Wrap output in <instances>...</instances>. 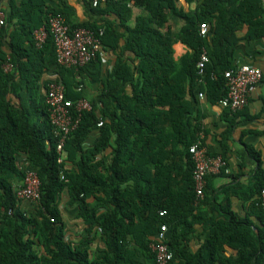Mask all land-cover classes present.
<instances>
[{"label":"trees","instance_id":"obj_1","mask_svg":"<svg viewBox=\"0 0 264 264\" xmlns=\"http://www.w3.org/2000/svg\"><path fill=\"white\" fill-rule=\"evenodd\" d=\"M131 1L151 15L149 20L138 19L135 29L129 32L126 48L135 54L139 65L133 70L119 64L113 77V81H128L132 85V98L124 99L123 103L122 98L114 96L113 100L121 107L120 114L108 110L100 113L90 101L92 110L82 113L79 128L65 144V165L57 162V137L47 105L42 109L43 120L35 122L39 108H30V111L20 95L29 93L33 103L45 70L57 64L52 37L37 49L33 33L40 24H45L49 14L59 13L68 19L65 6L47 13L43 11L42 0L38 7L36 0H27L18 12L17 28L11 33L6 26L0 29V264H142V260H153L156 264L150 245L163 225L169 228L167 244L174 256L172 264H264V229L254 237L249 225L244 226L233 218L215 223L197 253L188 250L196 224L206 220L203 211L206 202L196 203L193 163L185 191L179 194L183 197L173 192L169 179H157L156 174L152 178L145 176L152 166L169 169L165 161L178 153L191 160L189 150L200 132L184 112L172 107L168 113L155 111L165 105V98L172 93L173 44L180 41L192 50V54L181 60L185 83L184 80L179 83L180 93L187 91L189 83L195 102L204 93L209 102L218 104L228 94L224 74L234 68L231 52L238 43V32L247 27L246 37L264 41V0H186L197 1L196 14L179 13L185 25L176 36L169 31L162 33L160 29L168 23L169 13L177 10L178 0H106V10L119 9L117 15L124 20ZM36 11L38 20L34 19ZM67 24L71 29L86 28L96 33L101 29L91 23ZM201 24L209 28L206 38L200 36ZM109 35L106 28L103 46ZM8 39L10 53L7 55L2 48ZM27 44L33 46L31 55L25 51ZM203 49L207 50L210 62L205 69V84H200L196 65ZM96 60L79 71L57 65L68 100L85 99L82 93L74 91L83 85L85 77L91 78L90 71ZM7 64L12 65V72L3 70ZM112 89L114 86L110 85L103 97L112 98ZM10 95L17 97L22 105L12 104ZM100 102L108 109L109 101ZM240 113L227 112L232 118L230 130ZM107 117L109 121L105 122ZM101 120L104 125L99 128ZM96 132L99 135L96 141L87 145ZM225 140L222 157L226 160ZM108 150L109 161H99V156ZM21 155L41 182V199L33 204L34 211L30 213L25 212L23 202L16 197L17 182L21 183L25 177L17 161ZM249 155L260 161L259 153L250 149ZM66 166L69 168L64 170ZM254 180L245 201L259 212L264 223L259 200L264 188V171L260 165ZM65 193L68 206L77 209V216L85 225L81 236L75 239L80 240L78 243L66 241L61 212ZM160 211H166L167 215L160 217ZM100 244L103 247L94 252V245ZM225 247L237 250L235 261L223 256Z\"/></svg>","mask_w":264,"mask_h":264},{"label":"crops","instance_id":"obj_2","mask_svg":"<svg viewBox=\"0 0 264 264\" xmlns=\"http://www.w3.org/2000/svg\"><path fill=\"white\" fill-rule=\"evenodd\" d=\"M40 1L36 0L37 7L40 5ZM42 1L44 2L43 11L47 13L56 12L65 6L68 19L64 17L66 22L68 21L72 26L91 23L98 28H108L110 35L107 37L103 49L97 57L96 64L90 71L91 78H84L82 92L78 93L76 90L74 92L76 94L82 93L84 98L91 101L100 113L108 110L110 113L120 114L121 107L113 98L114 96L120 99L122 98L123 103H125L124 99L132 98L133 87L128 81H118L116 79L113 81L115 70L119 64L133 70L139 65L135 54L126 48L130 35L129 32L135 29L138 19L149 20L151 18L150 13L144 7L135 5L134 1H131L127 5L129 12L124 15V20L121 19V16L117 15L119 9L111 8L107 11L105 3L96 11L92 7L93 0ZM26 3L27 0H7L5 3L7 13L5 26L10 33L17 28V24L19 23L18 12L22 10ZM197 5V1L188 3L186 0H178L176 3L177 10L169 13L168 23L160 31L162 33L169 31L174 36L178 35L185 25V20L179 13L194 16ZM37 13L36 11L34 14L35 20H38L39 14ZM40 27H42V24H40ZM153 27L155 28V26ZM247 30V27H244L237 34L238 43L232 48L231 52L233 67L250 66L258 68L263 72L264 76V41L260 38L251 39L246 37ZM8 42L9 39L3 44L2 48L7 55L10 53V44ZM32 48V44L25 45V51L29 54L32 52ZM172 50L175 63V67L170 76L173 82L171 87L172 93H170V97L165 98V105L158 106L155 111L168 113L172 107V109L175 108L179 112H184L185 117L190 120L191 124L198 126L200 132L204 133V144L212 157L223 156V140L225 138L227 139L225 140V144L228 147L225 158L228 164L229 174H212L209 176L206 193L204 199L201 201L206 202L203 206V211L206 213V220L196 224L195 233L190 236L188 250L192 254L197 253L208 239L210 230L215 223L227 222L232 218L235 222L242 223L244 226L249 225L253 230L254 237L259 236V230L264 229V223L260 218L259 212L253 210L250 202H246L245 198L254 186V174L259 168V165L264 171V78L258 85L257 90L249 100L246 108L237 117L235 127L230 130V120L232 118L218 104H212L207 100L206 96L203 99L198 96L195 102L189 90V83L186 85L187 91L180 93V90H178L179 83L183 82V80V84L185 83V76L181 74V60L187 55L192 54V50L180 41L173 44ZM24 61L26 62V59ZM58 69L57 64H55L51 65L49 70H45L38 83L39 90L33 103L30 101L31 95L29 93L20 94L22 100H24L23 105L25 107L28 109L39 108L34 117L35 122H41L43 120L42 109L46 105L45 91L48 83L53 80L61 81ZM17 80L19 81L20 79L17 78ZM110 85L114 86V89H112V98H105L103 96H105ZM142 87L143 80L140 82V88ZM9 100L17 107L22 105L21 101L14 95H10ZM100 100L109 101L108 109L102 105ZM32 112L34 111L32 110ZM107 118L104 119L105 122L109 121V118ZM98 136V132L93 133L87 145L93 144ZM250 149L260 154L259 162L253 157H250ZM158 152L160 151L157 149L156 154ZM109 158L110 150L100 155L98 159L99 161L105 159L108 162ZM157 158H160V156H157ZM17 161L20 168L24 170L27 165L25 156H19ZM192 163L187 156L178 153L165 161L169 169L161 165L159 167L152 166L151 171L147 172L145 176L152 178L156 174L157 179H169L172 182L173 192L178 197H183L179 194H183L185 191L187 180L192 170ZM19 184L17 182V186ZM68 201V195L65 193L61 202V212L66 225V241L68 243H78L80 240L75 239L81 236L85 225L78 218L77 209L68 206ZM173 203L175 202L173 201ZM22 207L27 213L34 211V205L31 202L24 201ZM98 247L102 248L103 245H94V252ZM223 256L235 261L237 259V250L225 247V254ZM142 264L155 263L153 260H142Z\"/></svg>","mask_w":264,"mask_h":264},{"label":"built area","instance_id":"obj_3","mask_svg":"<svg viewBox=\"0 0 264 264\" xmlns=\"http://www.w3.org/2000/svg\"><path fill=\"white\" fill-rule=\"evenodd\" d=\"M177 1V0H174ZM7 0H0V28L6 25L7 13L5 3ZM106 0H93L92 7L98 8ZM200 36L206 38L209 34L207 24H201ZM105 29L98 32L86 28L71 29L62 14H49L45 24L33 33L35 47L41 49L52 37L56 49L57 65L65 69H80L95 61L103 49V37ZM210 62L207 50L203 49L197 62V76L200 84H205V69ZM11 64L3 66L7 73L12 69ZM224 77L227 82L228 94L219 101L218 105L229 114H236L243 111L249 100L263 80V72L254 67L243 66L226 71ZM80 79V77H77ZM78 92L83 91L79 86ZM204 93L199 94L203 99ZM45 103L48 107L51 125L54 128V135L57 137L58 164L65 165L66 152L65 144L69 137L79 128L83 112L92 110V104L87 99L71 101L66 98L64 85L58 81H50L45 91ZM104 121L101 120L98 127L101 128ZM189 153L194 165L193 182L196 193V203L201 202L205 196L207 178L212 174H229L227 161L222 156L212 157L204 144V133L199 132L196 142L190 147ZM69 168L66 166L64 170ZM25 177L16 188V197L20 202L37 203L41 199V182L36 171L27 164L24 168ZM64 178V171L61 172ZM260 206L264 211V188L260 193ZM12 215V211H9ZM166 211H160L159 216L165 217ZM54 222V220H51ZM168 226L163 225L156 236L150 249L155 256L156 264H172L174 256L167 244Z\"/></svg>","mask_w":264,"mask_h":264}]
</instances>
